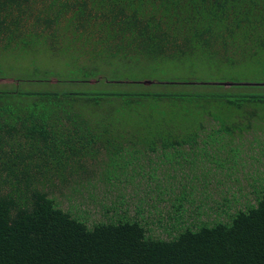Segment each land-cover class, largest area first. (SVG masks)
I'll return each instance as SVG.
<instances>
[{"label": "trees", "instance_id": "1", "mask_svg": "<svg viewBox=\"0 0 264 264\" xmlns=\"http://www.w3.org/2000/svg\"><path fill=\"white\" fill-rule=\"evenodd\" d=\"M41 47L63 63L36 59L33 77L58 88H0V264H264L262 183L208 221L188 222L175 195L165 237L118 201L90 223L54 195L90 179L174 193L178 174L206 187L207 172L236 171L245 130L264 123V0H0V78L17 68L2 58ZM172 68L189 77L159 78V92L125 79ZM53 178V193L39 186Z\"/></svg>", "mask_w": 264, "mask_h": 264}, {"label": "rangeland", "instance_id": "2", "mask_svg": "<svg viewBox=\"0 0 264 264\" xmlns=\"http://www.w3.org/2000/svg\"><path fill=\"white\" fill-rule=\"evenodd\" d=\"M2 59L4 61L2 63L4 68H7L6 66L9 63H15L17 68L16 71L9 70L10 75L0 78V88L5 87L12 89L18 87L21 91H37L38 89L58 88L57 78H50L49 83H43L38 81L42 79V76L39 78L33 77L37 75L34 72L35 68H33V62L36 59L37 64L40 65V69H42V71L48 70V68H53L58 71L60 69V63H63L59 58L50 56L45 48L41 47L39 52L31 51L25 57H22L17 61L15 59L12 60L11 58V62H8L4 58ZM162 73H166L167 75ZM246 73L247 72L245 71L243 75ZM198 76L200 75H197V77ZM28 77H33L34 79ZM165 77L182 79L189 76L184 75L182 69L172 68L159 72H135V77L126 76L125 79H132L130 81L133 82H142L145 89H150V91L153 92H159L162 86L156 83V80ZM205 78L218 79L220 78V75L219 72H217L210 74V76H206ZM151 79H154L155 81ZM96 81L97 79L90 80V84L96 85ZM98 85L103 87L101 84ZM228 85L229 84H226V86ZM80 88L84 87H72V89ZM254 124V127L249 130H245V133L243 134L245 146L241 147L243 153H241V159H239L238 162H242L244 165L239 164L236 167L237 170H233L232 172L227 170H212L210 173L207 172L205 176L207 180L211 182L206 187L204 186V183L200 181L189 183L186 178L183 177V173H181V175L178 174V179L174 182V186H172L175 189L174 193H171L168 187H161L160 190H156L155 185L151 188H149V186H145L141 189L129 188L125 191L123 189V185H120V187L119 185L112 187L110 184L103 183L97 179H90L89 183L74 182L73 184L71 182L65 186H58L55 189L53 178L51 184L46 186L40 184L39 186L43 187L48 192L52 191V193L55 189L54 195L58 198L59 202L65 209L71 208L73 212H77V206L81 207V211L85 212V217L90 221V223L104 218L106 209L108 207H112L113 203L118 201L122 204L121 206L118 205L120 209L117 210L118 212H127V214L131 217L142 218L144 221L149 223V228L153 234H163L162 236L165 237L167 233L164 231L166 228V218L164 217L167 216V210H169L175 202V195H181L182 192H186L187 198L191 201V203H185V207L187 209L185 219L188 222L213 220L218 215L224 217L225 210L231 212L236 208L244 207L247 202L254 200V190H257V188L260 187V183L264 185V123L261 120H256ZM260 142L262 144H260ZM249 148L251 149L250 151H248ZM212 151H210V153H212ZM226 151V149L222 151L224 152V157L226 156ZM193 157L190 156L189 160L193 159ZM197 163L198 162L195 163L196 168L194 167L193 169L186 166L187 168L185 169V172L186 174H190L189 178H193L195 175H198L199 177L201 176ZM231 164L232 163H229L227 166L230 167ZM207 169H212L211 164L207 167ZM225 173H230V176L226 177ZM220 177L226 178L227 184H222L217 187L215 182ZM82 181L86 182L87 179H83ZM192 186L193 190L192 194H190ZM66 187L69 189H65ZM228 187H232V190L227 194L231 201L223 204L222 202L225 194L222 192H226ZM233 192H237L238 200L233 199ZM208 195H210L209 198ZM115 211L113 209H109L107 215L110 216ZM159 220H164L161 224L164 227L159 226Z\"/></svg>", "mask_w": 264, "mask_h": 264}]
</instances>
